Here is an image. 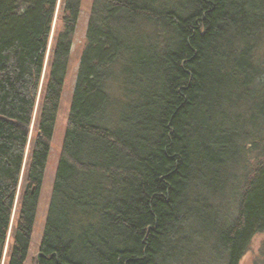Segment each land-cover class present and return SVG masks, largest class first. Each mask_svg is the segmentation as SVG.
Here are the masks:
<instances>
[{
    "label": "trees",
    "instance_id": "1",
    "mask_svg": "<svg viewBox=\"0 0 264 264\" xmlns=\"http://www.w3.org/2000/svg\"><path fill=\"white\" fill-rule=\"evenodd\" d=\"M58 1L0 0V264L23 171L28 258L83 0L25 165ZM263 232L264 0H93L37 264H241Z\"/></svg>",
    "mask_w": 264,
    "mask_h": 264
},
{
    "label": "rangeland",
    "instance_id": "2",
    "mask_svg": "<svg viewBox=\"0 0 264 264\" xmlns=\"http://www.w3.org/2000/svg\"><path fill=\"white\" fill-rule=\"evenodd\" d=\"M64 0H59L57 5V10L55 14V20L53 24V30L51 34L50 44L47 51L45 70L42 77V82L40 86V94L36 103V108L33 114L32 123L29 127V140L27 145V151L25 156V165L28 162L32 143L36 134L37 129V117L38 110L41 101V91L45 83V78L48 71V63L53 47L54 38L61 28V15L63 12ZM93 5V0H83L81 6V12L78 19V24L76 27L75 34L73 36V43L71 48V53L69 57V65L65 78V86L62 94V100L60 103V108L58 112V117L56 121L55 133L53 141L51 143L50 156L47 164L46 175L44 182L41 187L38 200V209L35 219V225L33 229L31 244L28 252V258L26 264H37L38 256L40 254V246L43 239L45 226L48 217L49 206L52 199L54 181L56 177L57 167L59 160L61 158L62 149H63V140L66 133L67 123L70 114V107L72 103V98L75 90V86L78 80V74L81 65V59L83 52L85 51L87 45V30L90 19V12ZM260 151H253V154L256 156ZM257 162L252 160V166L249 168L252 173V170L255 168ZM25 170V167H24ZM26 187L24 171L22 172V177L20 179L16 202L13 209L12 220L10 229L8 231L6 246L4 250V255L2 259V264H8L9 252L13 243V230L15 229L18 221L19 210L21 206V196ZM29 189V188H28ZM26 192V189H25ZM241 264H264V232L256 235L252 241L251 247L248 253L243 258Z\"/></svg>",
    "mask_w": 264,
    "mask_h": 264
},
{
    "label": "water",
    "instance_id": "3",
    "mask_svg": "<svg viewBox=\"0 0 264 264\" xmlns=\"http://www.w3.org/2000/svg\"><path fill=\"white\" fill-rule=\"evenodd\" d=\"M29 185L26 186V192L28 191ZM35 189L32 190V192H34ZM40 256V255H39ZM38 256V258H39Z\"/></svg>",
    "mask_w": 264,
    "mask_h": 264
},
{
    "label": "bare ground",
    "instance_id": "4",
    "mask_svg": "<svg viewBox=\"0 0 264 264\" xmlns=\"http://www.w3.org/2000/svg\"><path fill=\"white\" fill-rule=\"evenodd\" d=\"M35 189V188H32V190ZM33 193V192H32Z\"/></svg>",
    "mask_w": 264,
    "mask_h": 264
}]
</instances>
